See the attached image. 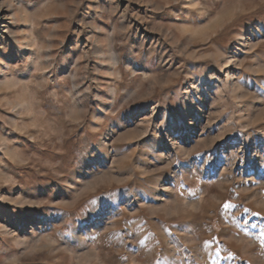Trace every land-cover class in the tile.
<instances>
[{
  "label": "rangeland",
  "instance_id": "1",
  "mask_svg": "<svg viewBox=\"0 0 264 264\" xmlns=\"http://www.w3.org/2000/svg\"><path fill=\"white\" fill-rule=\"evenodd\" d=\"M0 264H264V0H0Z\"/></svg>",
  "mask_w": 264,
  "mask_h": 264
}]
</instances>
